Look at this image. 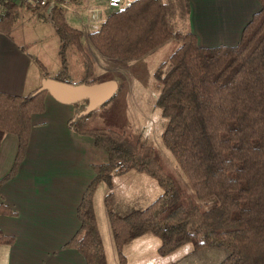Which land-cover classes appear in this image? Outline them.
<instances>
[{
    "label": "trees",
    "instance_id": "1",
    "mask_svg": "<svg viewBox=\"0 0 264 264\" xmlns=\"http://www.w3.org/2000/svg\"><path fill=\"white\" fill-rule=\"evenodd\" d=\"M68 1L56 0L44 10L61 40L63 68L54 79L68 82L67 51L74 48L92 80L96 65L84 32L70 25L60 7ZM258 2L259 11L236 45L204 47L193 32L175 31L164 0H132L108 13L101 27L89 33L88 44L95 51L121 62L140 60L172 40L180 43L157 69L162 88L156 106L167 121L163 144L190 189L182 188L163 167L155 149L124 131L88 127L80 122L84 116L72 118L69 128L91 137L109 157L107 164L93 166L96 177L77 212L80 229L65 246L82 254L87 264H108L94 210L96 191L101 184L112 190L115 176L131 171L150 176L163 192L148 207L127 216L115 213L113 192L106 196L120 264H127L125 246L144 235L160 239L162 257L191 244L195 251L228 249L229 256L220 264H264V0ZM19 10L17 4L0 0L1 34L11 36ZM37 62L44 73L43 64ZM36 92L21 96L0 92V149L6 134L18 139L14 166L0 180V190L25 159L33 116L45 112L48 93L34 96ZM15 215L0 203V217ZM14 242L0 229V248Z\"/></svg>",
    "mask_w": 264,
    "mask_h": 264
},
{
    "label": "crops",
    "instance_id": "2",
    "mask_svg": "<svg viewBox=\"0 0 264 264\" xmlns=\"http://www.w3.org/2000/svg\"><path fill=\"white\" fill-rule=\"evenodd\" d=\"M188 2L189 30L204 47L236 45L244 27L260 9L258 0ZM75 9L76 14L91 10ZM78 21L81 27H89L84 19ZM100 27L87 32L85 44L92 58L94 49L88 44V35ZM45 78L38 62L13 35L0 33V92L27 95L38 90ZM35 82L39 86L32 87ZM79 104L65 105L48 94L45 112L32 118L25 159L17 174L0 190V203L16 213L0 217V229L15 239L13 245L0 248V264H87L82 254L65 246L80 229L77 212L84 192L96 177L93 166L107 164L109 157L95 146L91 137L69 128L68 122L79 115ZM17 152V137L6 134L0 149V180L11 172ZM129 198L130 202L134 201L133 197ZM94 210L108 264H120L106 197H94ZM143 237L141 244L151 242V237L144 235L125 246L127 264H149L143 261L147 255L132 245ZM155 250L158 252L156 245Z\"/></svg>",
    "mask_w": 264,
    "mask_h": 264
},
{
    "label": "rangeland",
    "instance_id": "3",
    "mask_svg": "<svg viewBox=\"0 0 264 264\" xmlns=\"http://www.w3.org/2000/svg\"><path fill=\"white\" fill-rule=\"evenodd\" d=\"M98 1L71 0L60 5L64 9L70 25L84 32V41H86L87 32L102 25L107 13L102 20L93 21L90 14L91 10L85 11L83 14H76L74 13L75 8L91 9L97 6L106 8L107 0ZM123 1L124 7L132 0ZM164 1L168 6L172 28L183 33L192 32L189 30L190 23L186 13L188 8L186 0ZM19 7V15L11 35L36 61L39 60L43 64L46 76L57 78L63 68L60 57V37L51 22L45 19V9L33 11L28 9L29 5L26 4L19 5ZM80 18L87 21L89 27H81L78 21ZM179 46L180 43L177 40H172L146 57L132 62L108 59L94 50L93 59L96 71L92 80L97 81V83L114 80L118 83L119 88L111 100L81 118L80 122L88 127L124 131L133 136L135 141L140 140L148 149H155L163 162V167L175 176L182 188L189 190L188 180L184 172L175 161L172 153L163 144L162 134L167 121L156 106L162 88L156 75L157 69L162 63L169 60ZM67 60L69 66L67 83L78 86L92 81L88 79L86 65L74 48L67 51ZM37 85L39 86L38 82H35L32 87ZM80 103L78 111L80 109L83 111L86 104ZM110 192L114 193L113 208L115 213L120 216H127L132 211L148 207L163 191L153 178L132 171L124 175H116L112 190L103 184L102 188L96 191L95 197H106ZM124 197L127 198L128 202ZM129 197H133L134 201L130 202ZM145 237L132 245H136L138 250L141 249V252L147 255L143 261L147 260L149 264H220L230 254V251L225 248H205L195 251L191 244H186L175 253L162 257L155 250V245L159 248L161 244L160 239L149 235L151 242L141 244Z\"/></svg>",
    "mask_w": 264,
    "mask_h": 264
},
{
    "label": "water",
    "instance_id": "4",
    "mask_svg": "<svg viewBox=\"0 0 264 264\" xmlns=\"http://www.w3.org/2000/svg\"><path fill=\"white\" fill-rule=\"evenodd\" d=\"M118 88L119 85L114 80L93 85L82 84L74 86L53 78H45L34 96L42 92H47L59 103L65 105L86 101L88 104L85 110L78 115V117H82L92 113L98 107L111 100L116 95Z\"/></svg>",
    "mask_w": 264,
    "mask_h": 264
},
{
    "label": "built area",
    "instance_id": "5",
    "mask_svg": "<svg viewBox=\"0 0 264 264\" xmlns=\"http://www.w3.org/2000/svg\"><path fill=\"white\" fill-rule=\"evenodd\" d=\"M4 1L15 3L18 6L26 4V5H29L30 7H38L40 9H46L50 5L56 3V0H4ZM123 4H124L123 0H107L106 8L96 7V8L91 9L90 11L91 18L93 21H100L108 13L123 8Z\"/></svg>",
    "mask_w": 264,
    "mask_h": 264
}]
</instances>
